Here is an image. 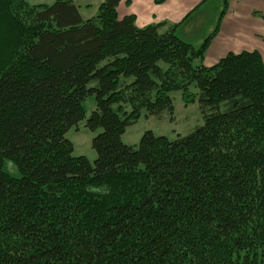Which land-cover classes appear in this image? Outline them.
Returning <instances> with one entry per match:
<instances>
[{
    "label": "trees",
    "instance_id": "1",
    "mask_svg": "<svg viewBox=\"0 0 264 264\" xmlns=\"http://www.w3.org/2000/svg\"><path fill=\"white\" fill-rule=\"evenodd\" d=\"M120 2L83 20L73 0H0V264H264L261 54L206 66L220 16L195 45ZM174 91L203 124L124 143L142 116L173 119ZM91 96L94 162L66 137Z\"/></svg>",
    "mask_w": 264,
    "mask_h": 264
},
{
    "label": "crops",
    "instance_id": "2",
    "mask_svg": "<svg viewBox=\"0 0 264 264\" xmlns=\"http://www.w3.org/2000/svg\"><path fill=\"white\" fill-rule=\"evenodd\" d=\"M24 1L30 5H51L56 0ZM73 2L81 18L87 20L98 14L104 0H73ZM208 7H210L209 0H163L161 2L121 0L117 6V15L120 19L125 16H134L135 23L140 28L163 22L168 27L184 21L177 31L182 38L186 39L179 33V29L195 14H198L199 18L197 22H194L196 26L206 23L210 33L214 30L218 18L216 21V15ZM187 16L188 19L185 21ZM189 28L191 32V25ZM194 35L198 36L194 38H199L202 32L197 30L188 36ZM207 35L204 34L203 37ZM186 40L193 42L191 39ZM243 51H258L264 60V0H228V6L220 16L218 31L209 43L203 63L206 66H212L228 53Z\"/></svg>",
    "mask_w": 264,
    "mask_h": 264
},
{
    "label": "rangeland",
    "instance_id": "3",
    "mask_svg": "<svg viewBox=\"0 0 264 264\" xmlns=\"http://www.w3.org/2000/svg\"><path fill=\"white\" fill-rule=\"evenodd\" d=\"M208 9L216 15L215 20L217 21L220 12L222 11V1L221 0H210ZM198 14L190 17L185 25L180 27L179 33L186 39H191L193 43L200 44L203 40L204 34H209L210 28L207 27L206 23L196 26L194 22L199 19ZM191 25V32L189 26ZM194 29V30H193ZM199 30L202 35L199 38H194L198 36H188L190 33L197 32ZM192 92H196V88H191ZM174 104V115L173 119L165 114L163 117L142 116L139 120L129 125L122 135V141L129 145L137 146L144 132L151 130L156 135L167 136L171 139L177 137V135H187L192 132L197 126L203 124V117L199 107L198 101L186 103L181 91H174L171 93ZM86 109V116L81 120L77 126L72 127L66 133V137L73 144V155L80 156L83 155L87 157L91 162L97 157L95 150L92 148V139L97 132L91 131L87 125L86 120L91 114L92 110L95 108V99L93 96L87 98L84 102Z\"/></svg>",
    "mask_w": 264,
    "mask_h": 264
}]
</instances>
